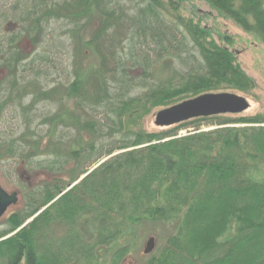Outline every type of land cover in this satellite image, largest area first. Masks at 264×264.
<instances>
[{
  "label": "trees",
  "instance_id": "1",
  "mask_svg": "<svg viewBox=\"0 0 264 264\" xmlns=\"http://www.w3.org/2000/svg\"><path fill=\"white\" fill-rule=\"evenodd\" d=\"M197 1L264 43V0H0V122L16 108L28 126L0 136V163L15 161L28 191L0 233V264H129L153 226L164 242L142 264H264V115L145 129L155 111L258 88ZM52 24L72 41L90 26L82 45L100 58L66 73L61 100L26 83L58 73L64 45L37 52ZM45 102L60 106L36 115ZM60 224L72 236L55 242Z\"/></svg>",
  "mask_w": 264,
  "mask_h": 264
},
{
  "label": "rangeland",
  "instance_id": "2",
  "mask_svg": "<svg viewBox=\"0 0 264 264\" xmlns=\"http://www.w3.org/2000/svg\"><path fill=\"white\" fill-rule=\"evenodd\" d=\"M1 3V2H0ZM125 6V4H123ZM196 5L199 8L200 14L205 16V24L215 30L216 39L219 44H226L219 38V35L229 36L232 39V44L229 45L230 49L237 55L239 62L241 63L244 70L255 79L258 88L253 92V94H243L240 96L245 97L250 107L247 111L236 114V115H223L225 118L229 119H241V118H252L257 115H264V43H262L259 39L245 33L241 28H239L234 22L220 18L217 13L205 2L197 1ZM126 11V12H125ZM124 14L129 17H134L139 15L137 9H133L130 4H127V8L125 7ZM127 21V18H125ZM46 31V41L44 45L37 51L39 53H45L47 51H54L53 48L58 46L59 43L63 44V50L65 55L62 57L58 56L55 59V66L57 67L58 73L50 72L52 70H48L46 68V73L42 79L40 80H27L26 83H34L37 84V88L35 90L41 91L43 87L47 88V91H53V89L61 88L65 85L67 79L68 71L74 73V71H78L81 67L82 70H86L89 68L97 67L100 63V58L97 53L94 51H88L82 45V41L86 42L91 39L92 35V28L90 26L84 25L83 29L80 32L79 40H70L64 35V32L67 30L66 25H54L52 24ZM64 40V41H63ZM26 45H29V43ZM30 46V45H29ZM28 47V46H27ZM34 50L33 48H31ZM33 53V52H31ZM69 53V54H68ZM175 65H178L176 61H173ZM70 66V70L68 69ZM171 72L170 67H166L163 69L159 75H167ZM3 73H0V78ZM94 84H92V91H95ZM44 90V89H43ZM55 95L53 98L61 100V96L63 93V89L54 90ZM53 91V92H54ZM59 94H58V92ZM32 100V97H28L24 104L28 105L29 102ZM69 102H67L68 104ZM70 106H73L72 103H69ZM60 103L58 104L53 102H45L41 103L37 107L36 115H42L47 113H55V111L59 108ZM73 108V107H72ZM163 110V109H162ZM16 108L9 109L6 114L4 115L3 119L0 122V136H10L17 134L16 137H19L22 130L28 126H25L24 119L21 117L22 115L17 114ZM161 111V110H159ZM159 111H155L152 115L145 119V129L148 132H159L166 127H159L156 125V115ZM28 119V117H27ZM36 125V124H35ZM34 127V126H33ZM237 127H245L244 125H237ZM250 127V126H247ZM214 128H206L205 131L213 130ZM182 135L186 134V131L181 133ZM10 160V159H9ZM4 161L0 163V184L2 187L9 193L18 191L22 196H25V193L28 192L27 189L24 187L23 180L19 179L17 172H15V167L18 168L15 161ZM73 165V164H72ZM71 165L69 166V168ZM69 171V169H67ZM260 175L258 178L261 180L264 179V169L259 172ZM257 178V179H258ZM22 199H20V205H25ZM55 201H52L50 205H53ZM16 209L11 210L6 217L0 222V233L7 230L6 226V219L15 212ZM33 221V220H31ZM30 221V222H31ZM92 226V224H91ZM86 231L88 229H85ZM70 228L69 226L67 229L65 225L57 226L56 228L52 229V238H55V242H58L66 238L70 235ZM233 233V231H232ZM137 240L132 244L130 253L128 254V262L129 264H142L145 261V255L143 253L147 240L150 237H155L157 241V246L163 243L165 236L162 234V230L157 227H146L141 228L136 234ZM74 237V236H73ZM87 237H91L87 234ZM75 238V237H74ZM136 239V238H135ZM68 251V250H67ZM80 251V250H79Z\"/></svg>",
  "mask_w": 264,
  "mask_h": 264
},
{
  "label": "water",
  "instance_id": "3",
  "mask_svg": "<svg viewBox=\"0 0 264 264\" xmlns=\"http://www.w3.org/2000/svg\"><path fill=\"white\" fill-rule=\"evenodd\" d=\"M249 107L248 100L238 94L227 92L205 94L159 111L156 115V125L159 127H171L198 118L227 114L236 115L247 111ZM18 203L19 194L17 192H7L0 184V221L8 213L9 209L17 206ZM155 248L156 239L155 237H150L145 245L144 255L152 254Z\"/></svg>",
  "mask_w": 264,
  "mask_h": 264
},
{
  "label": "flooded vegetation",
  "instance_id": "4",
  "mask_svg": "<svg viewBox=\"0 0 264 264\" xmlns=\"http://www.w3.org/2000/svg\"><path fill=\"white\" fill-rule=\"evenodd\" d=\"M14 192H17V193L19 194V198H23V196L21 197L20 192H18V191H14ZM12 193H13V192H12Z\"/></svg>",
  "mask_w": 264,
  "mask_h": 264
}]
</instances>
